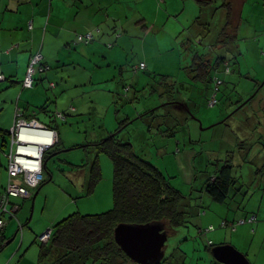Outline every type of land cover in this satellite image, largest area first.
<instances>
[{
	"label": "rangeland",
	"instance_id": "obj_1",
	"mask_svg": "<svg viewBox=\"0 0 264 264\" xmlns=\"http://www.w3.org/2000/svg\"><path fill=\"white\" fill-rule=\"evenodd\" d=\"M159 1L109 3L105 9L110 14L126 13L127 21L120 17L115 33L113 21H105L102 33L96 32L91 42L63 49L60 60L67 61L66 65H51L45 71L52 77L43 79L48 98L35 93L37 87L42 88L37 78L32 86H24L30 61L0 64V73L12 70L11 74H0V128L5 134L0 136V144L3 139L7 143L0 148V189L9 179L6 154L11 135L5 131H11L19 105L26 108L27 101L31 102L34 114L28 118L56 128L61 139L45 153L43 179L52 178L32 189L34 199L13 198L21 208L5 232L8 240L15 235L14 240L5 245L0 238V264H39V237L44 231L72 213L95 214L113 207L111 158L106 153L97 154L95 146L68 148L115 132L119 125L116 109L123 119L151 108L156 109L154 117L131 122L120 135L130 140L137 154L171 178L186 200H192L186 207L188 222L168 233L162 264H223L212 252L220 244L234 245L251 264H264V179L256 173L264 164V32L256 45L245 38L248 25L243 21L237 40L239 52H229L215 45L221 22L217 0L208 6L197 0ZM140 16L147 18L148 29L137 21ZM154 21L157 25L153 28ZM43 39L42 34L37 38L39 47ZM95 42L103 43L106 50L97 49L91 62L82 48ZM107 49H117L118 53L109 55ZM198 51L212 57L226 54L229 61L211 69L210 78L196 80L198 71L192 58ZM224 66L231 70L226 72ZM39 74L45 73L36 70L34 78ZM19 75L23 79H17ZM217 77L223 80L216 94L218 103L210 106ZM165 87L167 92L161 94ZM169 99H174L173 104ZM71 106L76 110L71 111ZM57 112H65L66 119H58ZM182 113L187 115L185 123ZM57 148L62 152L54 154ZM96 156L102 177L88 193L91 162ZM228 159L234 165L235 182L227 200L220 203L212 199L205 185L217 163ZM236 214L242 217L235 219L233 228ZM253 214L258 218L251 222ZM243 216L249 217L247 222L239 223ZM225 219L228 224H223ZM244 227H250L248 232ZM57 264H84V259L73 254Z\"/></svg>",
	"mask_w": 264,
	"mask_h": 264
},
{
	"label": "trees",
	"instance_id": "obj_2",
	"mask_svg": "<svg viewBox=\"0 0 264 264\" xmlns=\"http://www.w3.org/2000/svg\"><path fill=\"white\" fill-rule=\"evenodd\" d=\"M229 24L231 25L230 17L223 30L224 32L219 35L215 42L216 46L228 44L231 40L236 38V34L230 35L227 33L228 31L226 32V28ZM76 42L77 41H75V43ZM207 56H209V53H201L199 51L193 55L192 65L198 71L195 75L196 80H206L208 77L210 78L209 74L211 69L225 62L224 58L218 57L212 63L211 61L213 58H208ZM44 63L51 68L49 64L46 62ZM224 69L226 72L231 70L229 66H224ZM39 73L43 74L46 72ZM34 79L36 82V77ZM216 79L221 78L217 77ZM52 83L54 82H51V84ZM54 85L56 84L54 83ZM215 86L216 83L212 91L214 89V92H218L220 86H218V89H216ZM167 90L168 89L165 87L161 94H164ZM252 98L253 97L248 101ZM173 100L174 99L170 100L171 104H173ZM41 110L46 111L44 106H41ZM70 110L75 111L76 108H70ZM61 113L64 119H66L67 115L63 112ZM116 113L120 114L119 109H116ZM119 114L116 115V118L119 119V125L115 132H110L106 138H102L101 140L68 148L73 149L82 147L86 150L89 146H95L97 154L101 152L106 153L111 158L114 167L113 207L105 212L95 214H81L80 212H75L52 225V227H50L52 228L50 240L47 243L39 242V264H57L73 254H80L84 259V264H139L132 260L117 242L116 228L119 224L160 221L166 224L164 230L169 233L170 230H175L188 222L189 212L186 207L191 206L192 200H186L185 196L171 184V178L167 177L155 164L137 154L130 140L120 135L122 130L131 122L144 118V116L154 117L156 109H147L138 113L135 117L127 116L123 119H120ZM24 115L27 116L25 113ZM54 129L58 133V142L52 147H57L60 142L59 131L56 128ZM158 129L160 130V128ZM2 131L3 130L0 128V136L4 138L5 134L2 135ZM5 132L8 133L9 131ZM162 132L168 133L167 131ZM172 133H174V131ZM5 143L6 139H3L0 148ZM61 152L62 149L57 148L54 154H59ZM45 164L46 160L44 154V165ZM233 169L234 165L231 163V160H224L222 164L217 163L214 174L210 175L207 179L205 190L214 201L224 203L227 200L231 186L235 182ZM256 173L262 177L261 180L264 179V164L256 169ZM101 177L102 171L98 156H96L91 162L88 193L94 191V187L98 184ZM51 178L46 176L36 189H39L42 183ZM6 187L7 185L0 190L2 191ZM11 202L16 203L15 200ZM18 205L20 209L21 206L20 204ZM14 216H7L6 225L9 219ZM6 225L0 233V237L5 243L7 240L4 239L2 234ZM206 230L207 229L204 231ZM48 259L50 263L46 262ZM163 259L158 264H162Z\"/></svg>",
	"mask_w": 264,
	"mask_h": 264
},
{
	"label": "crops",
	"instance_id": "obj_3",
	"mask_svg": "<svg viewBox=\"0 0 264 264\" xmlns=\"http://www.w3.org/2000/svg\"><path fill=\"white\" fill-rule=\"evenodd\" d=\"M120 1L121 0H0V64H6L12 61L19 62L21 60L27 64L33 54L40 52L44 56V62L50 66L55 65V68H59L66 65L67 61H61L60 55L62 54V50L66 49L67 46L77 45V42L75 43L77 34L85 33L87 31L102 33L103 30L101 28V24L105 21L107 23L113 21V33H115L118 31L117 24L121 23L120 17H124L123 22L127 21L128 16L126 13L123 15L115 11V13L113 12L110 14V12L105 9V7L109 6V3H116ZM155 1L158 3L160 2L159 0ZM197 1L202 6H208L214 0ZM217 7L220 8L221 22L220 26L216 30L214 37L215 42L219 35L224 32L223 30L226 23H228L229 17L231 25L229 24L226 28V32L228 31L227 33L230 35L236 34V38L231 40L230 43L225 45L220 44L217 46L218 48H225L229 52H239L237 40H239L243 21L246 25H248V31L246 32L247 34L245 35V38L247 40L251 39L254 43H257L256 45H259V37L264 32V0H217ZM137 21L141 24L144 22V27L148 29L147 18L140 16ZM156 25L157 22L154 21L151 27L154 28ZM41 34L44 36V39L39 47L36 40L41 36ZM120 35V32L116 33L117 37H120ZM107 38L112 39L111 36H108ZM111 46L112 45L110 44L109 47ZM104 48L103 43L95 42L84 49L82 48V52L85 54L87 60L92 62L94 57L97 55V49L106 50ZM107 50V52H109L107 54L109 55L112 53H118L117 49ZM101 57L105 58L106 56L102 55ZM207 57L213 58L212 61H215L218 57L224 58V61L229 60L226 54L218 55L216 57H212L209 54ZM56 58H58V60H56ZM70 63H72V61H70ZM24 72L25 69L23 73ZM47 72L44 75H36L38 83L41 82L42 84V88L36 90L38 88L37 87L34 90L36 91V94L39 92H41L44 96L47 94L46 98L49 97L50 93L48 92V89L44 87L45 83L43 82V79L47 77L52 78L51 73L48 74ZM6 73L11 74L12 70L9 69L6 71L5 69H2L0 74L7 75ZM17 73L19 74V72ZM21 77L19 75L17 79H23V76ZM32 89L33 88H31V90ZM29 100L31 101L32 99ZM19 106L27 116L30 115V113L34 114L33 111L30 112L31 106H33L31 102L27 101L26 108H22L21 105ZM180 106L183 105L181 104ZM182 116L181 120L185 123L187 119L185 116L187 115L182 113ZM118 120L119 119L116 118V121ZM105 126L106 128L109 127L107 124ZM46 166L47 165L45 164L44 168ZM238 215L239 214H236L235 217L232 218L233 220L231 225H236V223H233L235 219L242 217L241 215ZM248 216H243V219L250 217ZM251 217H255L254 221L258 218L257 214H253ZM222 221L227 220L225 219ZM8 224L2 234L6 240H8L7 235L5 234ZM233 228L236 227L234 226ZM244 228L247 232L250 229V227ZM245 229H242L244 233L246 231Z\"/></svg>",
	"mask_w": 264,
	"mask_h": 264
},
{
	"label": "built area",
	"instance_id": "obj_4",
	"mask_svg": "<svg viewBox=\"0 0 264 264\" xmlns=\"http://www.w3.org/2000/svg\"><path fill=\"white\" fill-rule=\"evenodd\" d=\"M94 33V31L79 33L76 41L88 43L95 38ZM144 66L142 62L140 68ZM35 69L39 72L49 70L40 52L35 53L30 59L24 86L30 87L34 84ZM221 83V79H216V89ZM51 85L55 86L54 83ZM216 94L217 92L212 93L209 99L210 106L217 103ZM71 108L74 109V107ZM56 115L64 119L61 112ZM8 134L11 135L9 152L6 154L9 180L7 187L0 190V233L6 225L7 216H14L19 210V205L11 201L16 197L24 199L32 197V189H36L43 180L44 154L58 142V133L54 128L34 118L26 117L20 108L16 110L14 125ZM254 219L255 217H251L249 220L252 222ZM245 222H247L246 219L239 221V223ZM223 224H227V221H223ZM51 234L52 228H48L40 235L39 241L47 243Z\"/></svg>",
	"mask_w": 264,
	"mask_h": 264
},
{
	"label": "water",
	"instance_id": "obj_5",
	"mask_svg": "<svg viewBox=\"0 0 264 264\" xmlns=\"http://www.w3.org/2000/svg\"><path fill=\"white\" fill-rule=\"evenodd\" d=\"M165 225L160 221L122 223L116 228V239L126 254L137 263L158 264L164 257L163 247L168 237ZM14 238L15 235L5 244L8 245ZM212 252L223 264H251L246 254L232 244L216 245Z\"/></svg>",
	"mask_w": 264,
	"mask_h": 264
},
{
	"label": "clouds",
	"instance_id": "obj_6",
	"mask_svg": "<svg viewBox=\"0 0 264 264\" xmlns=\"http://www.w3.org/2000/svg\"><path fill=\"white\" fill-rule=\"evenodd\" d=\"M27 117V116H26Z\"/></svg>",
	"mask_w": 264,
	"mask_h": 264
},
{
	"label": "flooded vegetation",
	"instance_id": "obj_7",
	"mask_svg": "<svg viewBox=\"0 0 264 264\" xmlns=\"http://www.w3.org/2000/svg\"><path fill=\"white\" fill-rule=\"evenodd\" d=\"M44 57V56H43Z\"/></svg>",
	"mask_w": 264,
	"mask_h": 264
}]
</instances>
